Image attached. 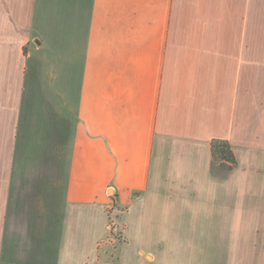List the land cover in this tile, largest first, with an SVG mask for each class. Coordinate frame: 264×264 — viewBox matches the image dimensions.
Returning a JSON list of instances; mask_svg holds the SVG:
<instances>
[{
  "label": "crops",
  "instance_id": "crops-1",
  "mask_svg": "<svg viewBox=\"0 0 264 264\" xmlns=\"http://www.w3.org/2000/svg\"><path fill=\"white\" fill-rule=\"evenodd\" d=\"M0 264H264V0H0Z\"/></svg>",
  "mask_w": 264,
  "mask_h": 264
},
{
  "label": "trees",
  "instance_id": "trees-1",
  "mask_svg": "<svg viewBox=\"0 0 264 264\" xmlns=\"http://www.w3.org/2000/svg\"><path fill=\"white\" fill-rule=\"evenodd\" d=\"M212 175L225 178L236 166L237 159L227 140L213 139L211 142Z\"/></svg>",
  "mask_w": 264,
  "mask_h": 264
},
{
  "label": "built area",
  "instance_id": "built-area-1",
  "mask_svg": "<svg viewBox=\"0 0 264 264\" xmlns=\"http://www.w3.org/2000/svg\"><path fill=\"white\" fill-rule=\"evenodd\" d=\"M112 212H110L109 214V225H110V228L112 229V231H115L118 227V216H119V212L117 213H113V211H115L114 208H112L111 210ZM122 235H121V232L118 231V233H116V237L120 238Z\"/></svg>",
  "mask_w": 264,
  "mask_h": 264
},
{
  "label": "rangeland",
  "instance_id": "rangeland-1",
  "mask_svg": "<svg viewBox=\"0 0 264 264\" xmlns=\"http://www.w3.org/2000/svg\"><path fill=\"white\" fill-rule=\"evenodd\" d=\"M116 233H118V230L116 231Z\"/></svg>",
  "mask_w": 264,
  "mask_h": 264
}]
</instances>
